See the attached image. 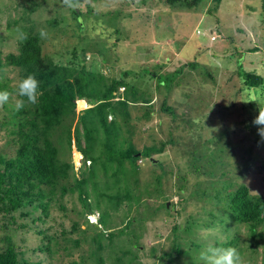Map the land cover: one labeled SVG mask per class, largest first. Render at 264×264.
<instances>
[{
	"label": "rangeland",
	"instance_id": "obj_1",
	"mask_svg": "<svg viewBox=\"0 0 264 264\" xmlns=\"http://www.w3.org/2000/svg\"><path fill=\"white\" fill-rule=\"evenodd\" d=\"M74 2L78 7L63 0H0V57L18 52L14 28L22 26L37 37L41 57L75 70L84 66L96 90L127 71L111 100H127V117L118 105L103 111L115 146L104 142V130L90 118L95 112L86 111L94 159L88 164L75 137L83 148L79 115L89 104L77 102L73 116L60 118L62 128L70 124V145L65 128L51 134L58 136L59 159L72 165L64 183L84 178L83 193L78 197L74 189L11 211L1 203L0 253L10 249L27 264H99L97 257L102 264H159L174 241V264H203L200 253L209 243L236 235L242 264H264V228L252 239L246 225L232 221L222 189L243 183L264 199V145L257 146L256 129L248 126L256 108L249 101H264V88H245L236 74L240 65L264 78V0H201L191 7L163 0ZM39 28L48 31L47 39L39 37ZM185 63L167 89L157 87L152 75L170 74ZM19 77V67H0V81L11 87ZM15 101L11 94L9 107ZM7 103L0 106V122ZM34 106L26 103L25 109ZM18 118L0 125V156H12L18 147ZM160 143L161 153L139 154ZM130 145L135 162L119 158V150ZM125 194L129 201L115 202L113 195ZM128 219L130 225L117 234Z\"/></svg>",
	"mask_w": 264,
	"mask_h": 264
},
{
	"label": "trees",
	"instance_id": "obj_2",
	"mask_svg": "<svg viewBox=\"0 0 264 264\" xmlns=\"http://www.w3.org/2000/svg\"><path fill=\"white\" fill-rule=\"evenodd\" d=\"M201 0H163L166 4H181L187 7L196 6ZM219 3L220 0H214ZM40 44L36 36H28L26 41L21 42L19 50L16 54L7 53L4 58L0 57V67L5 64L6 66L14 65L19 67L20 77L19 80L25 78L29 74L35 75L39 81V98L38 102L34 106V111L30 109L22 108L19 111L15 110V107H9L10 102L7 103V115L4 116V120L0 122V125L10 124L14 117H19L17 120V139L18 147L12 156H0V204L8 206V210H15L19 207L26 205L39 204L43 205L44 199L50 200L54 196L62 195L67 191H73L76 189L78 197L83 193L82 183L84 178L75 179L74 185L67 186L64 181L67 179L68 170H72V165L69 161H62L58 157V136L56 140L52 138L51 129H58L61 127V134H63V128H65V134L67 136V145H70V124L68 123L62 128L60 124V118L66 113L74 115L76 110V103L79 101L80 105L89 106L84 108V113L79 115V121L83 125L84 134V147L80 148V140L76 136L75 141L77 148L82 155V159L87 161L86 164L92 163L91 152L88 150L92 140L91 128L87 127L86 111L91 110L95 112L90 118L95 116L96 121L105 132V143L113 140V144L116 142L113 138L109 137L111 126L106 120V112L104 110H115V106L122 107L123 118L127 117L126 110L123 108L127 104V100L119 99L112 102L114 92L117 91L119 86L125 84L123 76L130 74L125 71L122 75L116 79H111L110 82L103 86L102 89L96 90L94 87H90L91 73L84 69V66H80L77 70L67 65H60L55 63L52 59H45L40 56ZM73 55L74 50L71 52ZM178 67L170 74L166 75H152L156 79V85L167 89L172 78L180 74L183 66ZM195 65V64H194ZM152 73V72H151ZM148 72V75H151ZM237 76L241 79L242 85L245 88H264V78L254 71H246L239 65L236 70ZM139 76L138 74H133ZM18 80V81H19ZM0 91H7L9 93V99L11 94L16 95L17 100H24L25 104L27 100L25 97L17 95L16 87L8 85L6 80L0 81ZM85 101V102H84ZM166 110H169L167 107ZM91 111V112H92ZM107 115H111L108 113ZM59 116V117H58ZM10 119H9V118ZM89 119V118H87ZM117 146V144H115ZM164 148V143H160L159 146H147L143 147L139 154L142 157L150 158L152 154H159ZM119 150V149H118ZM136 150L131 145L127 148L119 150V158L129 159L135 162L137 159ZM80 157L77 155V158ZM110 155L107 156L109 159ZM104 168V167H103ZM91 170V166L89 168ZM227 185L222 186L225 190L224 200L225 206L228 210L229 217L236 223H241L247 226L248 235L254 239L260 236V229L264 228V199L258 195L251 194L248 187L241 183L234 187L231 191L227 190ZM220 191L215 192V197L219 195ZM115 202L122 200L129 201L130 195H122L119 197L113 195ZM83 209H87V203L85 199H81ZM164 209H168L167 202L162 203ZM1 206V205H0ZM43 209V208H42ZM99 226H103L104 218L100 214L97 218ZM131 219H128L123 227L117 229L116 233L123 234L127 225H130ZM175 229V227H174ZM114 234L108 233L110 238ZM239 238L234 236H226L223 241H215V246L228 248L237 247ZM126 252V251H125ZM240 253V251H237ZM179 253L178 244L171 241V247L169 251L163 252L161 257L159 256V264H174L173 258ZM99 264H102L100 257H97ZM165 260L164 262L162 260ZM19 261V260H18ZM15 254L6 250L0 253V264H27L26 261L20 260L18 262ZM119 262L120 258H116Z\"/></svg>",
	"mask_w": 264,
	"mask_h": 264
},
{
	"label": "clouds",
	"instance_id": "obj_3",
	"mask_svg": "<svg viewBox=\"0 0 264 264\" xmlns=\"http://www.w3.org/2000/svg\"><path fill=\"white\" fill-rule=\"evenodd\" d=\"M63 3L70 8L78 7V3L74 0H63ZM16 39L20 42L28 39V33H26L22 26L14 28ZM38 35L41 39L48 38V31L45 28L38 29ZM39 81L35 75L29 74L25 78H22L17 82V95L25 97L28 104H36L39 98ZM9 100V93L7 91H0V106H3ZM256 104V108L253 111L252 117L248 122V126L256 129V135L259 137L257 146L264 145V101L251 100ZM15 110L19 111L25 107L24 100L15 101ZM223 127L219 125L217 130ZM229 131H235L236 125L230 124ZM207 239V237H205ZM200 260L203 264H242L241 257L237 250L232 247L223 248L217 247L212 243H209L203 251L200 253Z\"/></svg>",
	"mask_w": 264,
	"mask_h": 264
},
{
	"label": "built area",
	"instance_id": "obj_4",
	"mask_svg": "<svg viewBox=\"0 0 264 264\" xmlns=\"http://www.w3.org/2000/svg\"><path fill=\"white\" fill-rule=\"evenodd\" d=\"M211 38H213L212 36H211ZM81 158V155H80V157H79V159Z\"/></svg>",
	"mask_w": 264,
	"mask_h": 264
},
{
	"label": "bare ground",
	"instance_id": "obj_5",
	"mask_svg": "<svg viewBox=\"0 0 264 264\" xmlns=\"http://www.w3.org/2000/svg\"><path fill=\"white\" fill-rule=\"evenodd\" d=\"M77 102H79V101H77ZM85 102V101H84ZM89 104V103H88Z\"/></svg>",
	"mask_w": 264,
	"mask_h": 264
},
{
	"label": "crops",
	"instance_id": "obj_6",
	"mask_svg": "<svg viewBox=\"0 0 264 264\" xmlns=\"http://www.w3.org/2000/svg\"><path fill=\"white\" fill-rule=\"evenodd\" d=\"M89 106V105H88Z\"/></svg>",
	"mask_w": 264,
	"mask_h": 264
}]
</instances>
